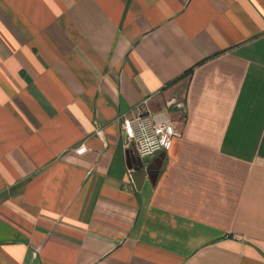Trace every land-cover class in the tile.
I'll return each instance as SVG.
<instances>
[{"label": "crops", "instance_id": "1", "mask_svg": "<svg viewBox=\"0 0 264 264\" xmlns=\"http://www.w3.org/2000/svg\"><path fill=\"white\" fill-rule=\"evenodd\" d=\"M0 264H264V0H0Z\"/></svg>", "mask_w": 264, "mask_h": 264}, {"label": "built area", "instance_id": "2", "mask_svg": "<svg viewBox=\"0 0 264 264\" xmlns=\"http://www.w3.org/2000/svg\"><path fill=\"white\" fill-rule=\"evenodd\" d=\"M152 101L153 97L142 100L131 110L130 115L122 118L124 142L134 148L142 159L170 151L178 133L170 112L153 109ZM85 150L83 145L76 152L82 154Z\"/></svg>", "mask_w": 264, "mask_h": 264}, {"label": "water", "instance_id": "3", "mask_svg": "<svg viewBox=\"0 0 264 264\" xmlns=\"http://www.w3.org/2000/svg\"><path fill=\"white\" fill-rule=\"evenodd\" d=\"M128 164H129V167H135V169H143L144 168V163L142 162L141 159H139L136 155V152L135 150H132L131 153L129 152L128 153ZM147 171H153V174L154 177H157L158 176V171H159V167H155V168H152V167H147L146 169ZM152 173V172H151Z\"/></svg>", "mask_w": 264, "mask_h": 264}, {"label": "trees", "instance_id": "4", "mask_svg": "<svg viewBox=\"0 0 264 264\" xmlns=\"http://www.w3.org/2000/svg\"><path fill=\"white\" fill-rule=\"evenodd\" d=\"M191 73H192V70L188 71V73H187V74H191Z\"/></svg>", "mask_w": 264, "mask_h": 264}]
</instances>
